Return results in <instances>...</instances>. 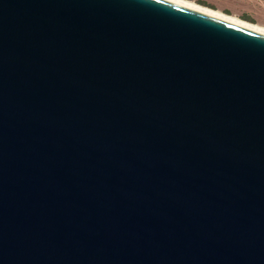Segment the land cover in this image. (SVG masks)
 Here are the masks:
<instances>
[{
  "label": "water",
  "instance_id": "water-1",
  "mask_svg": "<svg viewBox=\"0 0 264 264\" xmlns=\"http://www.w3.org/2000/svg\"><path fill=\"white\" fill-rule=\"evenodd\" d=\"M0 264H264V33L0 0Z\"/></svg>",
  "mask_w": 264,
  "mask_h": 264
},
{
  "label": "rangeland",
  "instance_id": "rangeland-1",
  "mask_svg": "<svg viewBox=\"0 0 264 264\" xmlns=\"http://www.w3.org/2000/svg\"><path fill=\"white\" fill-rule=\"evenodd\" d=\"M199 5L264 26V0H191Z\"/></svg>",
  "mask_w": 264,
  "mask_h": 264
},
{
  "label": "bare ground",
  "instance_id": "bare-ground-1",
  "mask_svg": "<svg viewBox=\"0 0 264 264\" xmlns=\"http://www.w3.org/2000/svg\"><path fill=\"white\" fill-rule=\"evenodd\" d=\"M171 1L180 3L182 5H185V6L200 10L202 12H205V13L220 17L222 19H225V20H228V21H231V22H234V23H237V24H240V25H243V26H246V27H249V28H252V29H255V30H258V31H261V32L264 33V27H262L259 24H253V23H250V22H246V21H244L242 19H239L236 16L228 15V14H225V13L220 12L218 10L210 9L208 7L199 5V4H197V3L193 2V1H189V0H171Z\"/></svg>",
  "mask_w": 264,
  "mask_h": 264
},
{
  "label": "crops",
  "instance_id": "crops-1",
  "mask_svg": "<svg viewBox=\"0 0 264 264\" xmlns=\"http://www.w3.org/2000/svg\"><path fill=\"white\" fill-rule=\"evenodd\" d=\"M189 1H191V0H189ZM194 2V1H193ZM196 3V2H195ZM218 10V9H217ZM218 11H220V12H222L221 10H218ZM255 24H259V23H255ZM259 25H261V24H259ZM262 27H264V26H262Z\"/></svg>",
  "mask_w": 264,
  "mask_h": 264
}]
</instances>
